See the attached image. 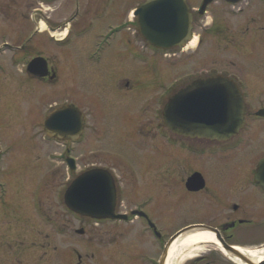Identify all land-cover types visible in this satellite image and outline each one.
I'll return each mask as SVG.
<instances>
[{"label":"rangeland","instance_id":"obj_1","mask_svg":"<svg viewBox=\"0 0 264 264\" xmlns=\"http://www.w3.org/2000/svg\"><path fill=\"white\" fill-rule=\"evenodd\" d=\"M88 1H82L80 26L100 9L98 1ZM144 1L115 0L111 15L101 24L127 20L124 10L128 6L132 10ZM198 1L189 0L191 7ZM40 7L37 0H0V49L4 41L19 44L26 34V38L30 36L28 32L34 28L35 13ZM43 8L52 22L65 23L72 13V0H58ZM254 8L258 12L254 15L257 24L264 25V5ZM225 10L226 6L216 5L203 21L195 20V36L197 39L202 36L199 49L198 45L189 47L190 50L177 56H173V51L169 58L161 54H150L148 58L147 43L138 31L139 57L147 64L125 65L131 68L128 72L120 68L119 61L112 65V53L107 54L106 64L89 68L81 59L87 43L76 41L70 48L54 49L53 43L50 42L51 46L48 39L38 35L33 46L35 51H44L42 55L52 59L58 74L55 82L49 85L31 82L28 77L22 78L18 67L0 72V144L9 149L4 165L0 166V264L6 263L4 256L9 254L23 256L21 262L10 264H34L30 263L34 259H38L37 264H52L55 246L60 257L70 243L63 238L55 240L51 223L58 219L60 223L71 221L74 230L83 227L64 214L63 198L74 178L90 168L109 170L115 176L120 193L125 192L119 205L121 210L129 211L146 199L159 220L163 213L170 212L168 222H180L189 209L180 207L177 200L185 189L184 179L196 167L186 168L182 160L188 157L164 146L156 134L158 122L154 112L160 107L159 86L190 71L225 70L249 84L252 105L259 107L256 95L264 101V30L260 33L254 30L256 25L247 18H226ZM247 25L249 31L245 34ZM2 54L0 66L1 63L8 66L13 54ZM65 102L87 115L86 136L71 146L69 155L67 146L49 143L44 135V109L60 107ZM256 148L254 154L263 155L264 140ZM66 157L77 163L74 177L68 174ZM133 170L139 171L147 182L133 185L138 177H133ZM102 232L88 228L83 236Z\"/></svg>","mask_w":264,"mask_h":264},{"label":"flooded vegetation","instance_id":"obj_2","mask_svg":"<svg viewBox=\"0 0 264 264\" xmlns=\"http://www.w3.org/2000/svg\"><path fill=\"white\" fill-rule=\"evenodd\" d=\"M56 1L58 0H37L41 7L36 10L34 28L28 32L30 36L33 35V39L30 36L26 38V34L19 44L3 42L7 51L5 50L2 55H13L12 62L7 63L8 66L1 63L0 72L2 74L7 73V67L9 70L18 67L22 78L28 77L31 82L44 85L55 82L58 74L52 59L43 56L44 51H35L33 46L35 39L40 36L48 39V44L53 43L54 49L70 48L76 41L87 43L85 44L86 52L82 53L81 59L85 60V65L89 68L106 64L109 53L113 54L112 65L114 61H119L120 68H125L127 72L131 68L127 69L128 66L125 65L144 66L147 64L139 57L137 43L140 30L135 10L142 3L132 10L129 9V6L124 10L127 20H121L118 23L111 21L102 25L105 17L111 15L112 3L115 0H96L97 4H101L100 9L91 15L84 26H80L82 21L80 18H83L82 12L84 11L83 0H72V13L65 19V23L59 24L46 17V11L43 8L44 5L53 4ZM233 1L214 0L202 11V4L205 0H199L195 7H191L189 0H186L193 16L192 35L195 36V20L203 21L216 5L227 7L226 18L231 20L247 18L256 25L257 28L254 30L259 33L264 30V25L257 24L254 18L255 13H258L254 7L264 5L262 3L264 0ZM108 8L109 13H107ZM129 15L131 19H129ZM43 24L44 26H42ZM248 25L244 31L245 34L249 31ZM63 34L65 35L62 36ZM201 38L202 36L198 39L197 49L202 43ZM190 45L186 49L171 51H163L148 44L146 48L149 50L148 58H150V54H156V56L161 54L162 57L169 58L173 51V56H177L181 52L190 50ZM180 57L177 59L180 60ZM34 61L38 62L32 68L30 65ZM185 75L172 81L168 80L163 86H159L162 89L158 97L160 107L154 113L155 121L158 122L155 128L156 134L160 140L164 141V146L177 149L186 155L187 160H182L186 164V168L196 167L194 173H190L184 179L185 189L177 200L180 207H182L181 205L186 206L189 211L181 216L180 222L177 224L168 222L170 212L163 213L162 219L159 220L149 209L146 199L136 203L129 211H123L119 205L125 192L120 193V187L116 183L117 179L109 170H106L113 179L116 191L114 216L127 215L128 218L126 220L119 218L93 219L75 214L64 205V214L69 215L73 219L72 221H76L84 228L74 230L71 221L70 223H60L58 219L51 223V234L56 236L55 240L58 238L59 241L63 238L64 241L70 243L69 247L62 250L63 253L60 257H58L59 248L57 246L53 248L52 264H264V186L257 179L258 165L264 158V153L260 156L254 154L259 141L264 140L263 98L260 99V95H256L259 107L252 105V93L250 90L248 91L249 84L237 75H233L232 72L224 70L219 73L217 69H211L201 72L190 71ZM219 75L233 80L244 96V125L239 132L221 139L220 134L219 137H201L198 134L188 136L178 134L170 129L169 106L173 97L184 90H188L185 97L191 96L193 91L210 90L209 82ZM64 106L75 105L65 102L60 107ZM60 107L58 105L57 107L48 106L43 111V118L46 120L55 109ZM82 115L85 119L82 136L84 138L87 131V115L83 112ZM209 128H214L216 135L217 131L221 130L218 127ZM44 135L45 140L49 143H62L67 146L65 147L67 153L71 152L70 148L75 144L70 141L59 142L55 138L48 137L46 133ZM7 150H9L8 147L0 144V166L4 165ZM67 166V171L70 172L69 176L74 177V173L78 169L76 161L72 165L73 168L68 164ZM94 169L96 168L88 170ZM134 171L136 170L132 172L133 177H138H135L133 185L141 184V181L147 182L140 176L139 171H137L138 173ZM193 176L196 178L193 184L194 188L189 189L188 183ZM88 228L103 232L101 234L92 233L90 237H84ZM105 230L107 231L105 232ZM193 235H211L212 238L193 239ZM71 242L77 243L71 244ZM77 244L80 245L78 248L75 247ZM250 252L258 253L260 257L253 259L249 256ZM4 257L6 258L4 259L5 264L18 263L23 258L17 254H9ZM45 257L46 255L43 256V259ZM30 263L37 264L39 261L34 259Z\"/></svg>","mask_w":264,"mask_h":264},{"label":"water","instance_id":"obj_3","mask_svg":"<svg viewBox=\"0 0 264 264\" xmlns=\"http://www.w3.org/2000/svg\"><path fill=\"white\" fill-rule=\"evenodd\" d=\"M212 0H206L203 8ZM143 38L161 49L183 47L191 39L193 17L186 0H147L136 12ZM34 61L30 67L36 65ZM33 68V67H32ZM210 90H184L170 102V129L178 134L222 138L236 135L244 125V100L237 86L218 76L209 82ZM84 116L73 106L55 110L45 122V131L59 140H78L84 131ZM218 127V134L214 128ZM192 129V130H191ZM194 130V131H193ZM257 179L264 186V159L258 165ZM193 176L188 188L193 189ZM116 191L110 173L94 169L81 174L69 187L65 204L82 216L95 219L115 218ZM122 220L126 216H117Z\"/></svg>","mask_w":264,"mask_h":264},{"label":"bare ground","instance_id":"obj_4","mask_svg":"<svg viewBox=\"0 0 264 264\" xmlns=\"http://www.w3.org/2000/svg\"><path fill=\"white\" fill-rule=\"evenodd\" d=\"M42 26H44V24L42 25ZM65 34H63L62 36H64ZM197 43H198V39L196 38V37H194V39L191 41V45H190V48H193V47H195L196 45H197ZM194 236V238L193 239H198V238H201V237H203V238H212V236L211 235H205V236H195V235H193ZM249 256L251 257V258H259L260 256H259V254L258 253H255V252H250L249 253Z\"/></svg>","mask_w":264,"mask_h":264}]
</instances>
